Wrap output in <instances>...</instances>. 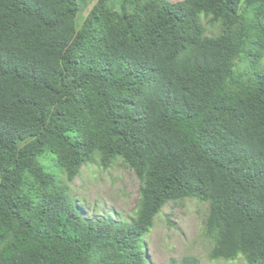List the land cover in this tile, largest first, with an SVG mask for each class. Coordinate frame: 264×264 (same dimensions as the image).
Wrapping results in <instances>:
<instances>
[{
  "label": "trees",
  "instance_id": "1",
  "mask_svg": "<svg viewBox=\"0 0 264 264\" xmlns=\"http://www.w3.org/2000/svg\"><path fill=\"white\" fill-rule=\"evenodd\" d=\"M78 1L0 0V264H150L185 199L210 261L264 264V0ZM116 161L133 214L87 218L69 184Z\"/></svg>",
  "mask_w": 264,
  "mask_h": 264
},
{
  "label": "rangeland",
  "instance_id": "2",
  "mask_svg": "<svg viewBox=\"0 0 264 264\" xmlns=\"http://www.w3.org/2000/svg\"><path fill=\"white\" fill-rule=\"evenodd\" d=\"M97 0H79L80 25ZM176 1V0H171ZM139 183L134 173L116 161L103 170L94 162L83 166L79 176L69 184V190L86 206L83 214L90 218H127L133 214L138 201ZM207 205L194 199L166 204L155 217L154 225L146 236V258L150 264H168L184 256H192L201 264H243L210 261L207 257L210 243L203 237V223ZM120 216H119V215Z\"/></svg>",
  "mask_w": 264,
  "mask_h": 264
}]
</instances>
